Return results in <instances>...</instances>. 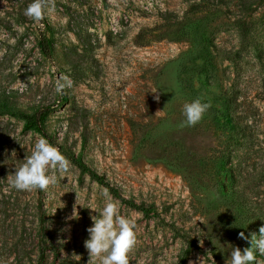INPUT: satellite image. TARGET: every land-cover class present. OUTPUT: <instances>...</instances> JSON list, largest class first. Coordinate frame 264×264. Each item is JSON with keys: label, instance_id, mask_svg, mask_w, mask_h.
<instances>
[{"label": "rangeland", "instance_id": "374dc122", "mask_svg": "<svg viewBox=\"0 0 264 264\" xmlns=\"http://www.w3.org/2000/svg\"><path fill=\"white\" fill-rule=\"evenodd\" d=\"M199 1L50 0L54 11L36 22L24 15L31 0H0V97L31 114L48 108L46 128L68 162L65 173L50 169L57 182L47 190L11 187L43 136L20 117L0 115V264H94L85 241L105 191L136 222L129 264H231L234 247H250L239 233L250 238L264 225V0H210L202 33L216 57L213 65L197 61L195 72L196 44L186 31L201 22ZM41 32L52 57L40 51ZM63 75L72 87L57 93ZM222 97L233 110L219 124L205 113L182 125L186 102Z\"/></svg>", "mask_w": 264, "mask_h": 264}, {"label": "clouds", "instance_id": "9594fccd", "mask_svg": "<svg viewBox=\"0 0 264 264\" xmlns=\"http://www.w3.org/2000/svg\"><path fill=\"white\" fill-rule=\"evenodd\" d=\"M54 8L50 0H31L24 10V15L39 22L50 15ZM72 87V81L67 75L60 76L55 82V91L62 93ZM210 105L197 98L183 105V126H195L204 116ZM50 169L59 173L68 170V162L60 150L49 143L46 138H38L31 154L24 162L15 168L10 182L11 187L20 191L33 189L47 190L54 185L57 178L50 174ZM104 204L97 215L92 217L93 224L87 229L89 238L85 247L94 264H129V253L137 240L136 222L131 216L121 215L118 202L114 201L105 191ZM239 237L248 240L250 247L241 250L234 247L231 252V264H259L257 253L264 255V225L259 228V235L251 234L250 238L244 232Z\"/></svg>", "mask_w": 264, "mask_h": 264}, {"label": "trees", "instance_id": "16d2710c", "mask_svg": "<svg viewBox=\"0 0 264 264\" xmlns=\"http://www.w3.org/2000/svg\"><path fill=\"white\" fill-rule=\"evenodd\" d=\"M211 5L210 0H200L197 4L196 7L198 8V5L200 6L199 8L201 10H196L195 12V19L200 20L198 24H196L195 27L187 29L186 34L187 38H190L195 44H196V50L192 52L193 55V61H196L195 64V72L198 71V68L202 65L201 62L197 61H204V63H209L210 65H213L214 58L216 55L213 53V45L212 41L202 33V30L204 26L206 25L204 14H206V7L207 5ZM236 28L238 30V33H241V40L244 42L246 47H251L254 45L253 43V37L250 34V29L248 26V23L243 21L242 19L237 20L236 22ZM38 46L40 48V51L46 56V57H52L53 55V44L51 38L45 33L41 32L40 34V39L38 42ZM212 72V69H211ZM180 73H183V69L180 70ZM193 87L195 85H192ZM210 107L208 110L205 112L211 117H213V120L216 121L217 124H219V119L220 116L223 114L225 115H230L232 110H233V102L228 99H224L222 97V100L217 99L216 101L210 100L208 102ZM8 113L12 116L20 117L24 119L25 121V127L27 129H31L39 133L41 136L46 138L51 144L57 145L55 143V140L53 139L52 135L48 132L46 125H45V117L48 114V108L43 109L39 108L37 109L34 113H27L25 111H22L19 109L16 104H14L12 101L9 100L7 96L0 97V115ZM222 115V116H223ZM230 128V138L234 139L238 137V129L236 127L235 123H232ZM61 148V147H60ZM83 172H86L90 174V176L99 182L100 184L104 185L107 187L110 192L117 196L120 197L121 199L125 200V202L136 209L141 210L144 213H149L151 210V207H147L145 204H139L136 203L135 201L128 200L123 198L119 192L118 189L113 186L104 175L99 174L96 172L94 169H92L83 159L75 154H66ZM223 157L222 153H218L216 157L214 158L215 161V170L217 172H221L223 170ZM218 183V182H217ZM246 197L243 196L240 199L239 202V208H243L244 206H247V203L245 202ZM254 213V212H253ZM44 222H42L43 225Z\"/></svg>", "mask_w": 264, "mask_h": 264}]
</instances>
